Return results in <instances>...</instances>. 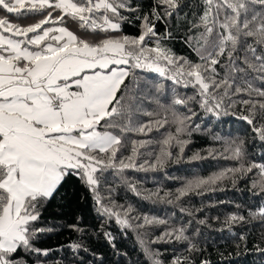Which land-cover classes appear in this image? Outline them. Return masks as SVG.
I'll return each mask as SVG.
<instances>
[{"label": "snow or ice", "instance_id": "obj_1", "mask_svg": "<svg viewBox=\"0 0 264 264\" xmlns=\"http://www.w3.org/2000/svg\"><path fill=\"white\" fill-rule=\"evenodd\" d=\"M180 32L194 58L168 46ZM164 81L171 82L170 97ZM202 114L243 121L253 143L264 148V0H0V264H47L42 257L53 249L37 247V241L56 229L43 213L73 179L87 189L100 217L114 218L124 229L133 220L137 229L165 225L151 243L182 244L187 253L174 255L170 264H213L194 239L200 228L189 234L206 220L183 206L180 212L193 218L178 227L134 216L130 205L114 201L108 183L113 177L140 195L125 173L162 170L173 157L169 149L183 152L190 141L182 137L201 130L195 121ZM162 128V139L149 136ZM153 144L158 152L147 151ZM246 145L236 138L224 149L236 167L189 181L160 199L181 202L229 174L258 175L251 190L264 198V163L249 162ZM153 195L159 197L144 198ZM249 214L264 220V204ZM244 222L233 213L225 229ZM69 227L84 231L79 223ZM103 235L115 249L112 234ZM138 238L152 264H164L159 250ZM238 239L246 243L245 236ZM67 247L89 251L83 243ZM257 251L264 256V248ZM92 255L104 264L103 256Z\"/></svg>", "mask_w": 264, "mask_h": 264}, {"label": "trees", "instance_id": "obj_2", "mask_svg": "<svg viewBox=\"0 0 264 264\" xmlns=\"http://www.w3.org/2000/svg\"><path fill=\"white\" fill-rule=\"evenodd\" d=\"M126 31L131 34L135 29L127 27ZM182 34V32L178 33L177 39L170 41L168 46L179 56L194 58V54L180 42L179 36ZM150 75L154 79H160L155 74ZM164 83L165 95L170 97L171 82L164 81ZM178 91H188V94H191L190 90L178 89ZM161 99L163 101L164 97ZM196 110L200 111L198 108ZM195 123L200 124L201 130L193 132L190 137H182L190 141L183 152L178 146L169 149L173 157L165 163L162 170L148 172L128 170L125 173L129 181L138 186L140 195L129 191L125 184L109 177L108 183L114 188L112 197L119 205H130L134 209L132 213L134 216L147 215L167 220L169 227H178L193 218L181 213L180 206L193 212L196 220H206V225L193 224L189 234L191 235L196 227L200 228L202 235L195 236L194 239L198 240L204 249L203 256L211 259L213 264H264V256L257 251V246L264 248V220L249 214L250 211H255L264 204V198L254 196L251 190L252 180L258 179V175L249 174L239 179L229 174V178L219 180L203 189H197L184 197L181 202L173 204L160 199L165 193L175 194L177 189L189 181L208 179L225 169L236 167L237 162L226 159L229 153L224 151L227 143L233 139L243 138L247 141L249 162L254 160L257 163H264V159L261 158L264 155V148L260 146L258 140L253 143L251 129L243 121L231 116L217 120L215 117L202 114ZM165 128L168 132H174L175 126L166 125ZM166 134L165 129L162 128L159 132L150 133L149 136L159 140ZM214 136H219L220 139L216 140ZM158 150L155 144L147 149L154 152ZM209 150H214L213 155H209ZM196 154L202 158L192 159ZM107 186L105 185L104 188L106 189ZM157 192L159 197L153 195L151 199L144 198ZM95 209L96 205L91 195L78 180L73 179L61 189V196L47 207L42 218L48 226H53L56 230L44 234L36 245L42 249H53L48 257H42L47 264H55L56 261H62V264H98L92 255L93 252L104 257V264H152L139 243L138 233L152 250H159L164 264H170L174 255L187 254L182 244L151 243L161 234L165 225H145L144 228L137 229L135 225L138 221L133 220L130 221L132 227L124 229L123 225L117 224L114 218L109 221L106 217H100ZM233 213L245 216L246 222L237 223L231 230H227L224 221ZM77 223L84 230L83 233L73 231L69 227ZM102 224L103 228H101ZM221 229L225 230L221 231ZM105 231L110 232L115 238L113 241L115 249L105 239L103 235ZM240 235L245 236L246 243L238 239ZM71 243H83L89 251L74 253L67 247Z\"/></svg>", "mask_w": 264, "mask_h": 264}]
</instances>
